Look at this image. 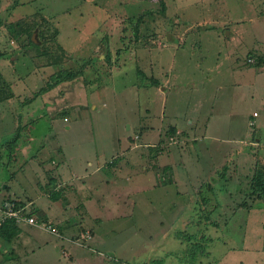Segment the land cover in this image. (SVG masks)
<instances>
[{"label": "rangeland", "instance_id": "rangeland-1", "mask_svg": "<svg viewBox=\"0 0 264 264\" xmlns=\"http://www.w3.org/2000/svg\"><path fill=\"white\" fill-rule=\"evenodd\" d=\"M263 66L264 0H0V210L51 208L62 236L39 229L43 246L94 228L105 264H264ZM70 161L95 189L86 218L51 198ZM3 239L0 264L51 248Z\"/></svg>", "mask_w": 264, "mask_h": 264}, {"label": "crops", "instance_id": "crops-1", "mask_svg": "<svg viewBox=\"0 0 264 264\" xmlns=\"http://www.w3.org/2000/svg\"><path fill=\"white\" fill-rule=\"evenodd\" d=\"M255 71V74L257 76H263L264 77V66L261 67V68H258V69H254ZM257 116V114L254 112L252 114V118H255ZM252 125H254V122H250ZM262 124V123H261ZM260 126V125H259ZM61 148V147H60ZM59 148V149H60ZM38 160V159H37ZM33 161H36L35 160V157H33L31 159V161H29L27 163V166H30L32 167L30 169V172L32 174H36V170H35V166L39 167L41 169V166L38 165V161H36L35 166H33L31 163ZM92 165V163H90V166ZM101 166V165H100ZM96 165V168L95 170H93L94 173H97L99 171H101V167ZM64 167H65V164L64 165H61L59 167V170L57 169L56 171L60 172L62 175V178H63V181L64 184H67L69 187H65V190L62 192L61 196H63L64 198H68L69 201L72 202V199H75V201H73L71 204L73 203H76L77 204V207L79 209H81V211L84 213V216L83 217H88L89 215V212H88V207L86 204L82 203L81 200H84L85 198H87L88 195H92L93 192L95 191V189H91L90 192H88V187L86 186V190L84 189V185L81 186H78V187H75L73 186L72 184V178L73 177H76L74 176L77 172V164L74 165L70 162H66V167L68 169V174L65 176L66 174V171L64 170ZM30 172L27 171L26 167H24V170L23 171H19L18 174V177L21 176V177H26L25 175H28ZM64 172V173H62ZM15 175V176H16ZM69 175V177H68ZM91 176V175H90ZM86 179H89V176L86 177ZM18 181L17 179V176L14 180V182ZM88 181V180H87ZM83 190L85 191V193L83 194ZM78 195V196H77ZM89 198V197H88ZM207 199V197H206ZM203 201V205H205L207 207V205L209 206V204L211 202H214L215 205L218 204V201L214 200L213 197L210 198V200H206ZM91 200V198H90ZM213 200V201H212ZM92 201V200H91ZM90 201V202H91ZM181 201H178V200H175L173 201L171 204V206H176L177 204H179ZM1 209L3 208V210H0V213H1V216H0V225L6 220V217H5V205L6 204H13L11 201H4V202H1ZM125 203V201H124ZM71 204H68L67 206V209H71L72 206H70ZM50 207V206H49ZM205 207V208H206ZM23 208L25 210H29L30 214L33 216V217H37L38 216V213L35 212V210H30L28 208V206H23ZM40 211V210H39ZM44 213L46 214V221L47 222H51V225L56 221L55 219H51V215H53V211L51 210V208L48 210V213L50 214H47L45 211ZM37 214V216H36ZM55 220V221H54ZM14 224H16L18 226V232L15 234V235H9L11 238L10 240H7V241H11V240H14V238L16 237V239H18L20 242L22 240V243L25 244V247L30 243H35L37 244L38 246L40 247H45L47 246L48 244L51 245V248L50 250L48 249H43V250H38L37 252H35L34 250L33 251H25L23 254V258H24V262H26L25 264H28V262L30 264H105L104 262V259H106L105 255L106 256H109L110 259H113L112 257L114 256V253L112 254H104L103 252L99 251L97 248H98V240L95 236V230L93 228V236H92V232H90V236H91V239L88 241H86V239H76L72 242H70L71 240H67V239H60V238H54L53 239V243H48L46 245L43 246V243H41V241H37V239L35 238V236H38V233H40V230L39 229H42L40 227H37V226H34V225H31V224H28V223H25V222H17L15 219L12 220ZM61 222H57L56 224H60ZM55 225V224H53ZM52 225V226H53ZM44 230V229H42ZM45 231V230H44ZM89 232V231H88ZM87 232V233H88ZM6 232L4 231V233H1V236L4 238L3 240H6L4 235H7L5 234ZM50 233V232H49ZM4 234V235H3ZM84 233H82L83 235ZM34 235V236H33ZM61 235L60 233L57 235L59 236ZM13 236V237H12ZM15 236V237H14ZM62 236V235H61ZM21 239V240H20ZM68 241V242H66ZM70 242V243H69ZM80 248L81 250L85 251V252H82V253H79L78 254V250L76 248ZM249 249H245L244 253H246V258H245V261L246 262H243L240 260V262L238 261V263L236 262H233V264H254L252 261H255L256 259V253H253V251L251 252H248ZM86 251H91L90 253L86 252ZM209 253V252H208ZM232 253V252H230ZM229 253V255H230ZM95 254V255H94ZM263 254V253H262ZM100 255V256H99ZM225 259H226V256L221 259H218L220 261H217L216 264H226L225 262ZM230 259V257H228V260ZM264 259V254H263V258L260 259V261ZM257 264V263H256Z\"/></svg>", "mask_w": 264, "mask_h": 264}, {"label": "trees", "instance_id": "trees-1", "mask_svg": "<svg viewBox=\"0 0 264 264\" xmlns=\"http://www.w3.org/2000/svg\"><path fill=\"white\" fill-rule=\"evenodd\" d=\"M160 5L163 7V0H160ZM29 44L30 45H35V42L33 41V39L31 38V34L29 36ZM249 63H253V60H251L250 58L247 60ZM77 73L75 72H66L63 74H60L59 76H57L56 78H54L53 80H50L49 82L46 83L45 88L50 89L53 88L59 84H61L65 79L67 78H74L75 75ZM137 74H143V72H141V70H137ZM146 80L145 81H140L139 85L140 86H144V87H148V86H157L158 85V81L153 79V78H148L145 77ZM20 138V128L18 127L16 134L14 135V137L11 139V141L9 142V144H15ZM250 187L252 190V193L257 194L256 196L260 198V200H264V173L263 175H261V173H256L252 179L250 180ZM63 189L57 190V191H53L51 192V198L54 199L55 201L58 200V198L61 196ZM205 201V200H204ZM14 205V207L16 209H20L23 208V206H21V204H18L15 201H11ZM38 214H41V212L39 210H37ZM28 215H31L30 213H28ZM37 220V222L39 223H43L44 224H51L49 222L46 221V218L41 217V216H37L35 218ZM12 218H6V220L0 225V235L1 233H4V231L6 232L4 235L6 240H10L11 238H9L11 235H15L18 232V226L16 224L13 223ZM10 235V236H9ZM144 264H163L162 260H154L151 261L149 263H144Z\"/></svg>", "mask_w": 264, "mask_h": 264}, {"label": "built area", "instance_id": "built-area-1", "mask_svg": "<svg viewBox=\"0 0 264 264\" xmlns=\"http://www.w3.org/2000/svg\"><path fill=\"white\" fill-rule=\"evenodd\" d=\"M5 217L15 219L17 222H25L44 229L47 232L58 235L57 230L51 224L39 223L32 215H28V212L24 208L16 209L13 204L5 205ZM89 235H82L83 237ZM90 236V235H89Z\"/></svg>", "mask_w": 264, "mask_h": 264}]
</instances>
